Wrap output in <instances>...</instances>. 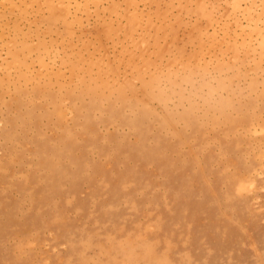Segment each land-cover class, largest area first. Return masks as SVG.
<instances>
[{
    "label": "rangeland",
    "instance_id": "obj_1",
    "mask_svg": "<svg viewBox=\"0 0 264 264\" xmlns=\"http://www.w3.org/2000/svg\"><path fill=\"white\" fill-rule=\"evenodd\" d=\"M50 1L0 0V264H264V0Z\"/></svg>",
    "mask_w": 264,
    "mask_h": 264
},
{
    "label": "bare ground",
    "instance_id": "obj_2",
    "mask_svg": "<svg viewBox=\"0 0 264 264\" xmlns=\"http://www.w3.org/2000/svg\"><path fill=\"white\" fill-rule=\"evenodd\" d=\"M52 1V0H51ZM51 1H50V4H51ZM53 3V2H52ZM58 3H60V2H58ZM240 3V2H239ZM53 5V4H52ZM56 5V4H55ZM53 7V6H52ZM52 7H48L49 9H52ZM53 8H55V6L53 7ZM60 9H63V8H60ZM53 10V9H52ZM58 11V10H57ZM61 11V10H60ZM60 11H59V13H60ZM65 11V9H63V12ZM55 12V11H54ZM62 12V11H61ZM63 14V13H62ZM164 14V13H163ZM157 17V16H156ZM159 21V20H158ZM152 23V22H151ZM134 24V23H133ZM55 26V25H54ZM152 27H154V26H152ZM47 29V28H46ZM68 29V28H67ZM165 31V30H164ZM130 39H132V38H130ZM151 46V45H150ZM112 68V67H111ZM123 80V79H122ZM125 83H126V81H125ZM96 103V102H95ZM136 127V126H135ZM58 170H60V169H58V168H54V172L56 173Z\"/></svg>",
    "mask_w": 264,
    "mask_h": 264
}]
</instances>
